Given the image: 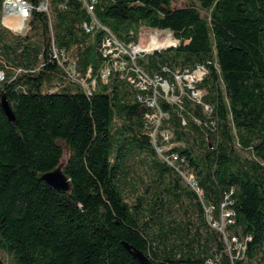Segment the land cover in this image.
<instances>
[{
  "label": "trees",
  "instance_id": "16d2710c",
  "mask_svg": "<svg viewBox=\"0 0 264 264\" xmlns=\"http://www.w3.org/2000/svg\"><path fill=\"white\" fill-rule=\"evenodd\" d=\"M3 1L0 98L15 120L0 106V251L15 264H264V0H93L95 19L123 43L137 44L143 30L167 33L172 48L136 61L150 76L171 81L176 69L204 68L200 102L187 89L180 103L158 101L167 119L155 141L139 100L147 94L118 71L102 81L106 32L83 27L92 0H46L47 11L37 10L45 0H26L22 33L3 26ZM53 47L69 55L86 88L68 79ZM131 151L151 157L162 186L148 215L164 190L187 196L210 230L202 246L186 239L168 248L164 235L149 237L153 219L141 223L148 189L122 170ZM59 165L66 192L41 179ZM184 167L195 189L183 186ZM224 212L232 213L231 238L243 240L240 257L206 223Z\"/></svg>",
  "mask_w": 264,
  "mask_h": 264
},
{
  "label": "built area",
  "instance_id": "2783aa9c",
  "mask_svg": "<svg viewBox=\"0 0 264 264\" xmlns=\"http://www.w3.org/2000/svg\"><path fill=\"white\" fill-rule=\"evenodd\" d=\"M93 3V0L92 2H84V6L91 17V22L89 25L83 24V27L87 32H90L94 28H101L106 32L105 52L103 53V57H105L108 62L103 64L104 75L102 81H107L113 72L118 71L125 76L127 82L131 86L147 94V97L144 98L139 96V100L143 99L148 109L144 114V119L146 124L152 129L150 136L152 140L155 141L161 122L164 119H167L163 117V111L160 109L158 101L160 99H164L169 103H180L181 97L185 94V90L187 89L190 92L191 98L200 102L202 93L195 88V85L201 82L204 78V68L197 67L194 69H176L171 72V81L165 80L158 75L150 76L137 65V59L154 51L172 48L174 43H166L162 46H148L146 47L147 49L140 48L137 44L131 42L123 43L116 39V37L109 32L107 28L98 23L93 16ZM31 9L32 6L26 0H4L2 3L1 18L3 26L12 32L22 33V31L25 30L26 22L30 17ZM37 10L47 11L46 0L40 3ZM152 32H155V35L166 33L157 30ZM56 51L63 54V63L59 65L68 79L75 81L82 87L86 88V79L83 78L80 71H77L76 65L73 61H71L69 55L62 50L56 49ZM164 71L167 72L168 70L164 69ZM89 73L90 69L87 70L85 74L86 77H89ZM2 78L3 76L0 72V81ZM204 111L206 113H210L211 107L204 105ZM170 138L171 135L169 133H163L164 141H168ZM163 150V147H157L158 155L162 156ZM172 157L173 159L176 158L174 155H172ZM184 178L189 185L195 189V181L191 178H187L186 176H184ZM231 214L232 213L227 212L225 215L228 216ZM231 239L234 242L238 241L235 237H232Z\"/></svg>",
  "mask_w": 264,
  "mask_h": 264
},
{
  "label": "rangeland",
  "instance_id": "374dc122",
  "mask_svg": "<svg viewBox=\"0 0 264 264\" xmlns=\"http://www.w3.org/2000/svg\"><path fill=\"white\" fill-rule=\"evenodd\" d=\"M13 33L15 32L13 31ZM154 33L155 32L151 30H143L139 35L137 45L140 48H146L156 44V46L166 44V34L155 35ZM155 149L157 151V147H155ZM241 155L247 157V154L244 152H241ZM122 170L126 178L136 181L142 188L148 189L143 203V207H145L147 211H145V217L141 218V223H145L149 221V219L151 220V218L153 219V222H150L147 227V234L152 240L158 242L161 240L160 236L164 235L163 241L168 248L174 247L186 239L194 240V245L198 247L205 243V239L209 237L210 234L209 227L201 224L199 214L193 206L194 202L187 196H183L181 199L176 200L164 190L157 203L156 213L151 217L148 215L149 210L153 208L154 194L157 188L160 189L162 187L153 174L152 159L148 154L138 153L137 151L128 152ZM184 175L187 178L193 179L191 171L186 167H184ZM182 184L190 188L189 183L185 179H183ZM225 214L224 212L217 224H214L212 217L208 214L206 223L212 228L222 231L227 251L230 253L231 250L235 248L237 256L240 257L244 249L243 240L237 242L232 241V232L226 229ZM197 230L199 236L195 234ZM218 257L219 256H216V258ZM0 259L4 264H15L13 260L2 251H0Z\"/></svg>",
  "mask_w": 264,
  "mask_h": 264
},
{
  "label": "water",
  "instance_id": "95a60500",
  "mask_svg": "<svg viewBox=\"0 0 264 264\" xmlns=\"http://www.w3.org/2000/svg\"><path fill=\"white\" fill-rule=\"evenodd\" d=\"M0 106L7 119L9 121H14L15 120L14 114L7 102L5 95H2L0 98ZM41 179L44 182H46L50 187L54 188L57 191L66 192L70 188L69 180L62 171V165H59L53 171L43 174L41 176ZM124 246L133 255L134 258H136L142 263H146V259L141 253L132 249L128 244L124 243Z\"/></svg>",
  "mask_w": 264,
  "mask_h": 264
},
{
  "label": "bare ground",
  "instance_id": "6f19581e",
  "mask_svg": "<svg viewBox=\"0 0 264 264\" xmlns=\"http://www.w3.org/2000/svg\"><path fill=\"white\" fill-rule=\"evenodd\" d=\"M164 34H167V33H164ZM105 40H106V37H105ZM165 41L166 43H170V41L167 39V35H166V38H165ZM157 45V44H156ZM156 45H153V46H156ZM55 48V47H53ZM52 52H53V56L54 58L60 63L62 64L63 63V54H60L59 51H56V49H52ZM103 75H104V70L101 72V78H103Z\"/></svg>",
  "mask_w": 264,
  "mask_h": 264
}]
</instances>
